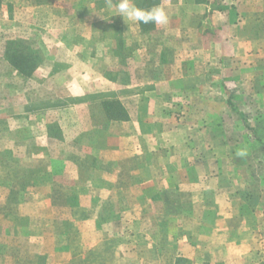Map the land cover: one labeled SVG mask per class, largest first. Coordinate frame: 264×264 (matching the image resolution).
<instances>
[{"label":"crops","instance_id":"0c3cea01","mask_svg":"<svg viewBox=\"0 0 264 264\" xmlns=\"http://www.w3.org/2000/svg\"><path fill=\"white\" fill-rule=\"evenodd\" d=\"M17 1L43 7L33 0ZM48 1L78 9L89 0ZM104 3L107 14L117 13L109 0ZM135 3L144 9L164 7L169 23L142 25L118 16L122 32L116 44L103 38L98 68L94 54L77 43L91 23H68L57 39L52 58L65 65L52 76L61 81L57 88L68 79L75 95L96 92V77L104 83L124 76L129 79L125 91L137 104L133 109L117 99V132L108 140L100 166H87L84 172L94 174L90 179L71 182L73 192L85 190L81 199L87 201V217L74 234L59 228L58 235L65 233L71 242L54 249L43 264H175L179 257L191 264H264V241L259 245L262 236L257 237L260 228L264 233V206L244 200L241 184L231 181L223 150L226 132L220 118L205 111L206 92L221 93L222 87L209 84L219 83L221 60L264 58V0ZM108 18L103 25L114 27L116 17ZM138 103L144 104L141 116L134 111ZM201 109L206 115H199ZM91 120L85 112L87 126ZM111 187L118 189L115 199H110ZM92 188L101 192L96 208L89 206ZM56 216V222L65 223Z\"/></svg>","mask_w":264,"mask_h":264},{"label":"rangeland","instance_id":"374dc122","mask_svg":"<svg viewBox=\"0 0 264 264\" xmlns=\"http://www.w3.org/2000/svg\"><path fill=\"white\" fill-rule=\"evenodd\" d=\"M33 1L43 7L37 10L31 3L0 0V264H43L54 249L57 251L71 242L69 236L62 232L58 235L57 231L62 227L61 230H72L74 234L87 217L88 208L87 201L81 199L85 190L73 192L71 182L90 179L94 174L84 172L87 166H100L107 151L105 146L117 132L113 123L119 119L113 117L117 99L130 102L132 108L137 104L133 94L125 91L129 79L124 76L120 80L115 76L104 83L96 77L93 89L98 91L88 90L78 95L68 79L60 88L57 87L61 81L52 79L65 67L54 61L52 55L68 23L81 20L91 23L77 43L87 54H94L96 68L100 66L97 59L102 57L103 38L115 44L118 41L122 32L117 28L118 15L103 10L104 0H93V11H89L90 0L83 7L79 4L78 9L61 2ZM114 17V27L103 25L107 18L114 20ZM18 49L33 57L35 70L28 76L19 73L8 61ZM45 57L52 59L44 61ZM244 59L245 56L237 62L220 61L222 75L216 78L219 83L209 84L222 87L221 93L206 92L209 109L205 111L207 116L220 118V127L226 132L228 139L223 150L231 181L241 184L244 200H254L253 206L261 207L260 203L264 206L263 151L244 121L264 141V75L261 73L264 58ZM39 68L44 71L40 69L35 75ZM145 78L138 80L147 82ZM228 97L235 110L228 104ZM85 103L89 106L87 110L80 109V104ZM138 106L134 111L141 116L145 112L144 104ZM85 112L91 114V127L85 124ZM206 113L201 109L199 115ZM241 148L247 151L242 158L236 156ZM74 176L76 181L72 180ZM109 191L110 199L117 198L118 189L111 187ZM90 193L89 206L96 208L101 192L92 188ZM126 210L132 212L133 206L127 205ZM57 214L65 223L56 222ZM262 231L261 228L258 231L257 237L262 236L259 245L264 241ZM71 239L75 243V238ZM258 257L261 258L260 254Z\"/></svg>","mask_w":264,"mask_h":264},{"label":"clouds","instance_id":"9594fccd","mask_svg":"<svg viewBox=\"0 0 264 264\" xmlns=\"http://www.w3.org/2000/svg\"><path fill=\"white\" fill-rule=\"evenodd\" d=\"M109 3L117 9V15L124 21H131L136 24H155L164 26L169 23V15L164 7L155 5L149 9L138 7L135 0H109ZM247 151L243 148L236 152L237 157H244Z\"/></svg>","mask_w":264,"mask_h":264},{"label":"trees","instance_id":"16d2710c","mask_svg":"<svg viewBox=\"0 0 264 264\" xmlns=\"http://www.w3.org/2000/svg\"><path fill=\"white\" fill-rule=\"evenodd\" d=\"M15 56L12 59H8V61L10 62V64L22 75L24 76H28L30 75L34 70H35V65H34V60L32 55L29 52H26L25 50H16L15 51ZM29 53V54H27ZM228 104L230 105V107L234 109V105L230 99V97H228ZM117 108V107H116ZM121 115V111L120 109L117 108V110L115 111V114H113L114 118H119ZM241 119L244 121V116L242 114H240ZM245 123V127L248 129V131L251 133V135L253 137H255V140L257 141V143L261 146V150L263 151V157H264V141L262 140V138H260V136L258 135V132L255 130V128L249 126V124L247 123V121H244ZM175 264H191L189 261H187L184 258H177L175 261Z\"/></svg>","mask_w":264,"mask_h":264}]
</instances>
